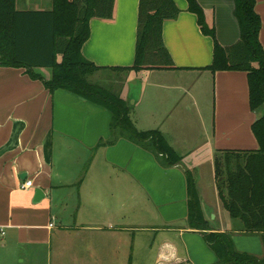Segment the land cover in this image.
Masks as SVG:
<instances>
[{
  "label": "crops",
  "instance_id": "1",
  "mask_svg": "<svg viewBox=\"0 0 264 264\" xmlns=\"http://www.w3.org/2000/svg\"><path fill=\"white\" fill-rule=\"evenodd\" d=\"M138 1L115 0L111 19L92 18L81 54L101 68L92 76L118 73L138 83L135 129L159 131L179 162L167 166L147 143L113 133L105 107L64 89L51 92L25 67L0 65V264H146L145 255L149 264H220L203 238L208 232H228L236 251L263 257L264 235L241 231L221 205L214 175L223 151L258 148L251 126L264 108H249L247 73L207 69L214 41L185 0H173L180 13L162 27L173 68L115 70L134 63ZM196 2L216 42L235 44L234 1ZM51 8L52 0H16L19 11ZM255 11L264 49V0H255ZM33 71L51 77L50 68ZM118 94L129 103L130 88ZM187 171L205 232L187 219ZM26 180L32 187L21 190ZM36 188L44 198L33 203Z\"/></svg>",
  "mask_w": 264,
  "mask_h": 264
},
{
  "label": "trees",
  "instance_id": "2",
  "mask_svg": "<svg viewBox=\"0 0 264 264\" xmlns=\"http://www.w3.org/2000/svg\"><path fill=\"white\" fill-rule=\"evenodd\" d=\"M115 0H52L50 11H19L16 0H0V65L25 67L31 79L43 81L49 91L64 89L90 99L112 113V131L129 140L150 146L157 156H164L167 166L179 157L157 130L139 132L130 118L129 105L112 92L89 82L101 70L81 54L88 40L92 18H112ZM187 11L195 14L202 32L214 41L211 73L219 70L247 73L249 108H264V49L259 40L261 21L255 11V0H233L234 16L239 26L238 41L221 47L213 28L207 27L196 0H185ZM180 10L173 0H139L134 63L117 71L171 69L170 56L162 40L163 23L175 19ZM163 59L165 62L162 64ZM36 67L51 69V77L43 80L33 71ZM258 148L251 151H223L214 160L215 186L222 207L233 220L241 223L245 234L264 235V114L251 126ZM188 222L193 230L204 231L196 182L186 173ZM205 242L217 254L220 264H264L257 258L236 251L228 232L203 233Z\"/></svg>",
  "mask_w": 264,
  "mask_h": 264
},
{
  "label": "rangeland",
  "instance_id": "3",
  "mask_svg": "<svg viewBox=\"0 0 264 264\" xmlns=\"http://www.w3.org/2000/svg\"><path fill=\"white\" fill-rule=\"evenodd\" d=\"M47 4V3H46ZM165 62V59H163L162 64ZM39 68H43V67H39ZM106 77V78H105ZM89 82L91 83H95L98 82L100 83L101 86H103L106 90L119 95L118 93L120 92V90L122 88H130V93L131 95L128 97L129 98V111L130 113L132 112L133 108H134V103L133 101L136 100L137 98V88H136V82H131L129 85L128 83H126V79L123 75L120 76V74L116 73V74H112V73H108V72H102L99 75H94V76H90L88 78ZM137 80V79H136ZM206 182H210V180L207 178ZM211 187V185H210ZM145 261L146 264H149L150 262V255H145ZM9 263V262H8ZM10 264H23V263H17V262H10Z\"/></svg>",
  "mask_w": 264,
  "mask_h": 264
},
{
  "label": "built area",
  "instance_id": "4",
  "mask_svg": "<svg viewBox=\"0 0 264 264\" xmlns=\"http://www.w3.org/2000/svg\"><path fill=\"white\" fill-rule=\"evenodd\" d=\"M30 187H32V182L29 180H26V181L20 183V189L21 190H26ZM4 235H5V231L2 227H0V240H1V238L4 237Z\"/></svg>",
  "mask_w": 264,
  "mask_h": 264
},
{
  "label": "water",
  "instance_id": "5",
  "mask_svg": "<svg viewBox=\"0 0 264 264\" xmlns=\"http://www.w3.org/2000/svg\"><path fill=\"white\" fill-rule=\"evenodd\" d=\"M43 198H44V192L39 188L34 189L33 203L39 202Z\"/></svg>",
  "mask_w": 264,
  "mask_h": 264
}]
</instances>
